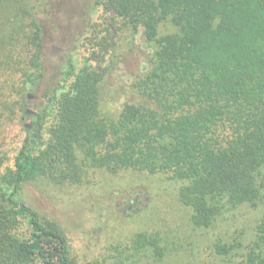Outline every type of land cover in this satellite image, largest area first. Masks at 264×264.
Listing matches in <instances>:
<instances>
[{
  "label": "trees",
  "instance_id": "16d2710c",
  "mask_svg": "<svg viewBox=\"0 0 264 264\" xmlns=\"http://www.w3.org/2000/svg\"><path fill=\"white\" fill-rule=\"evenodd\" d=\"M52 1L0 0V125L29 119L12 164L0 163V264H75L62 228L22 189L81 184L92 170L166 176L193 229L258 211L249 234L211 246L221 264H264V0H80L91 20L46 85ZM138 36L146 59L111 114L105 77ZM162 242L137 232L124 257L159 262Z\"/></svg>",
  "mask_w": 264,
  "mask_h": 264
},
{
  "label": "rangeland",
  "instance_id": "374dc122",
  "mask_svg": "<svg viewBox=\"0 0 264 264\" xmlns=\"http://www.w3.org/2000/svg\"><path fill=\"white\" fill-rule=\"evenodd\" d=\"M90 20L80 0L52 1L44 21V84L50 85L59 78L64 53L74 45ZM140 42L138 36L131 50L124 47L126 52L121 55L119 65L105 77L103 99L111 114L124 100L120 84L129 83L144 64L146 54L140 48ZM41 88L43 91V84ZM28 102L32 110L39 106L40 99L30 96ZM27 122L29 119L23 124ZM23 124L14 120L0 125L2 166L12 164L21 144ZM177 187L178 184L166 176L137 172L110 175L102 170H92L81 184L58 187L27 183L23 186L22 198L62 228L75 264L95 261L131 264V259L124 257L125 246L137 232L158 234L163 238L161 245H167L164 258L159 262L149 260V264H221L212 249V242L235 230L249 234L258 211L242 209L227 213L211 228L193 229L187 221V210L177 201ZM178 243L182 244L181 248ZM115 248L125 252L120 255Z\"/></svg>",
  "mask_w": 264,
  "mask_h": 264
},
{
  "label": "flooded vegetation",
  "instance_id": "af4514ba",
  "mask_svg": "<svg viewBox=\"0 0 264 264\" xmlns=\"http://www.w3.org/2000/svg\"><path fill=\"white\" fill-rule=\"evenodd\" d=\"M27 113H30L29 109L27 110ZM30 114L35 115L34 113H30Z\"/></svg>",
  "mask_w": 264,
  "mask_h": 264
},
{
  "label": "water",
  "instance_id": "95a60500",
  "mask_svg": "<svg viewBox=\"0 0 264 264\" xmlns=\"http://www.w3.org/2000/svg\"><path fill=\"white\" fill-rule=\"evenodd\" d=\"M29 98H30V96L28 95V96H27V99H29Z\"/></svg>",
  "mask_w": 264,
  "mask_h": 264
}]
</instances>
